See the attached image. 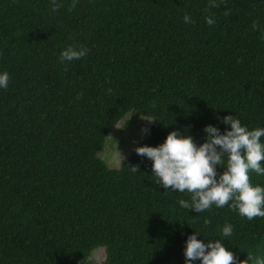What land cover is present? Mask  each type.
Masks as SVG:
<instances>
[{
	"label": "trees",
	"instance_id": "trees-1",
	"mask_svg": "<svg viewBox=\"0 0 264 264\" xmlns=\"http://www.w3.org/2000/svg\"><path fill=\"white\" fill-rule=\"evenodd\" d=\"M57 2L0 0V73L11 77L0 88V264H186L194 232L264 259V217L184 209L190 194L157 185L147 157L134 150L110 168L99 156L129 113L157 119L138 147L177 130L203 144L207 125L230 128L227 115L264 128V0ZM68 46L89 51L61 63Z\"/></svg>",
	"mask_w": 264,
	"mask_h": 264
},
{
	"label": "clouds",
	"instance_id": "clouds-1",
	"mask_svg": "<svg viewBox=\"0 0 264 264\" xmlns=\"http://www.w3.org/2000/svg\"><path fill=\"white\" fill-rule=\"evenodd\" d=\"M51 2L53 12L63 7L57 0ZM77 3L78 0H72L68 11L74 10ZM224 3L225 0H209L208 9L220 8ZM223 14L229 16L231 12L226 10ZM183 19L185 23H194L188 14H185ZM205 20L209 26L216 23L211 13L205 16ZM252 28L257 30L258 23L254 21ZM88 51L86 47L77 50L68 46L61 52L59 60L61 63L79 60L85 57ZM242 60L243 58H240L237 63ZM10 79L7 71L0 73V88L7 90ZM141 118L149 123L157 120L154 117ZM222 122L230 128L222 133L218 127L207 125L204 129L207 140L203 144L198 145L192 136L181 135L177 130L170 132L159 146L137 147L135 152L153 162L152 173L156 177L157 185L165 191L170 189L190 194V200L178 201L182 208L202 213L213 206H228L249 221L264 217V187L253 186L249 176L252 171L264 175V143L261 142L264 128L249 130L234 115L223 117ZM148 131L147 127L142 129L145 134ZM123 159L122 156V161ZM217 166L224 167L225 171L218 173ZM129 169L133 173L140 171L139 165ZM232 233L233 226L225 224L222 237H230ZM197 235L199 234L194 232L187 238L184 251L186 264H192L196 260L201 261V264H264V259H259L251 253H247V259L240 260L221 239L205 242L197 239Z\"/></svg>",
	"mask_w": 264,
	"mask_h": 264
},
{
	"label": "rangeland",
	"instance_id": "rangeland-1",
	"mask_svg": "<svg viewBox=\"0 0 264 264\" xmlns=\"http://www.w3.org/2000/svg\"><path fill=\"white\" fill-rule=\"evenodd\" d=\"M145 125L146 120L142 119L141 115L129 113L112 132L105 149L100 152L99 156L107 162L110 168H119L122 156L125 159L131 155L140 142L146 138V134L142 132Z\"/></svg>",
	"mask_w": 264,
	"mask_h": 264
}]
</instances>
